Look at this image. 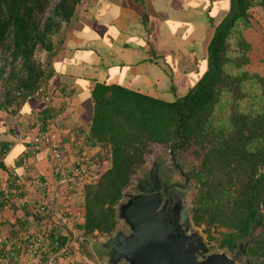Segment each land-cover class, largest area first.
Listing matches in <instances>:
<instances>
[{
	"label": "trees",
	"instance_id": "obj_1",
	"mask_svg": "<svg viewBox=\"0 0 264 264\" xmlns=\"http://www.w3.org/2000/svg\"><path fill=\"white\" fill-rule=\"evenodd\" d=\"M82 0H0V109H18L45 86L51 58ZM264 0H228L207 44V67L172 101L97 82L90 144L108 165L83 184L82 235L111 233L123 191L146 168L157 146L181 160L190 151L198 164L190 178L191 219L220 247L234 250L251 236L244 254L264 264V74L248 68L249 8ZM259 227L260 234L252 235ZM18 231V230H17ZM67 236L60 238L63 244ZM9 264H18L15 254Z\"/></svg>",
	"mask_w": 264,
	"mask_h": 264
},
{
	"label": "crops",
	"instance_id": "obj_2",
	"mask_svg": "<svg viewBox=\"0 0 264 264\" xmlns=\"http://www.w3.org/2000/svg\"><path fill=\"white\" fill-rule=\"evenodd\" d=\"M227 9L228 0H82L51 58L44 93L27 98L16 112L0 109V203L13 191L23 201L5 210L0 230L13 237L15 224H32L37 200L62 201L66 183L50 146L27 153L37 130L56 132L69 162L95 156L100 142L89 140L93 86L120 85L167 101L183 95L205 71L207 44ZM257 66L264 74V61Z\"/></svg>",
	"mask_w": 264,
	"mask_h": 264
},
{
	"label": "water",
	"instance_id": "obj_3",
	"mask_svg": "<svg viewBox=\"0 0 264 264\" xmlns=\"http://www.w3.org/2000/svg\"><path fill=\"white\" fill-rule=\"evenodd\" d=\"M194 169L190 168V172ZM146 170L151 180L157 178L155 159ZM146 181L145 177L137 178L134 186L138 192H123V198L117 204V218L128 230L118 226L96 240L103 251V264H236L251 237L239 239L232 254L226 247L209 250L199 226L189 232V206L182 204L179 209L170 203L166 207L158 192H153V185L143 184ZM187 182L188 179L184 185ZM245 261L249 264L253 260L246 257Z\"/></svg>",
	"mask_w": 264,
	"mask_h": 264
},
{
	"label": "built area",
	"instance_id": "obj_4",
	"mask_svg": "<svg viewBox=\"0 0 264 264\" xmlns=\"http://www.w3.org/2000/svg\"><path fill=\"white\" fill-rule=\"evenodd\" d=\"M44 90L45 86L42 85L27 98L40 95ZM30 142L27 153L35 152L42 144L50 146L53 165L66 183L62 191L63 202L61 201L59 208L58 203L55 205L50 200H37L30 209L34 215L30 227H19V232L13 237L0 234V256L8 260L11 254H15L19 261L23 259V262L20 261L23 264H63L69 257L68 239L60 244V238H69L72 229L81 226L84 220L83 184L94 180L104 170L102 163L108 160L90 155L87 159L69 162L59 147L56 132L47 129L37 130ZM37 186L42 190L45 188V182L38 180ZM12 203L23 204L17 191H13L7 200L0 203V225L6 222L4 212L12 208ZM57 210L61 213L59 217L56 216ZM38 222H41L40 226H37ZM61 227L68 229L69 233L60 230ZM69 260L72 261L71 258Z\"/></svg>",
	"mask_w": 264,
	"mask_h": 264
},
{
	"label": "rangeland",
	"instance_id": "obj_5",
	"mask_svg": "<svg viewBox=\"0 0 264 264\" xmlns=\"http://www.w3.org/2000/svg\"><path fill=\"white\" fill-rule=\"evenodd\" d=\"M55 2L56 0H52L51 5L47 9V12H49V10L51 9V7L54 5ZM249 11L251 14V17H250L251 25L248 28L244 29L243 33L245 37L251 42V44H253L251 51H250L251 61L247 66L248 68L253 70L258 67L257 65H259L261 62L264 61V10L262 9V7L254 5L249 8ZM158 155L162 156L165 159L166 163L170 165L171 159L168 155V149L157 146L154 148V151L150 154V159L146 166L150 164V161L152 159L151 157H155ZM180 157H181V160L184 161L186 167H189L190 165L192 166V165L198 164V158H196L190 151L184 152ZM51 161L53 163L52 158H51ZM173 176L174 178L182 179V176H180V174L177 172L176 169L173 170ZM189 184H190L189 189L187 190L188 194H187V197L185 198V201H187V203L190 205V199H191L192 192H193V179L189 180ZM127 188L129 187L127 186ZM59 201L61 200H58L57 203H60ZM55 205H58V204L55 203ZM60 214H61L60 211L57 210L56 216L59 217ZM54 220L55 219H53V222H55ZM38 223L39 224L37 226H40L41 222H38ZM119 226L123 227L124 225H122L119 221ZM14 227L17 228L18 230V224H15ZM199 227L201 229L200 232L205 242L207 243V246L209 247V250L222 249V247L218 245L217 239L209 238V235H207V233L203 230V226L199 225ZM60 230H62L63 232L68 231V229H66L65 227L64 228L61 227ZM7 232L8 231L6 230H3V231L0 230V234L3 236H7ZM81 232H82L81 226L72 229L71 236L68 238V247H67L68 248L67 256L69 257L68 259H65L63 261V264H67L68 262H70L71 264H103L104 258L101 257L100 254H98L102 250L100 249V245L96 243V240L103 238L108 233L99 234L95 231L93 234H90L85 237L82 235ZM259 232H260V228L257 227L253 231L252 235H255V234L257 235ZM248 237H251V236H248ZM227 251L229 252V254H232L235 251V249L234 250L227 249ZM240 257H241L240 258L241 261H243L246 257L253 258L252 256L247 255V254H242L240 255ZM69 258H71L72 261H70ZM9 261H10L9 259L7 260L0 256V264H9ZM20 261L23 262V259H21ZM20 261L18 260V264H23ZM252 264H253V261H252Z\"/></svg>",
	"mask_w": 264,
	"mask_h": 264
},
{
	"label": "flooded vegetation",
	"instance_id": "obj_6",
	"mask_svg": "<svg viewBox=\"0 0 264 264\" xmlns=\"http://www.w3.org/2000/svg\"><path fill=\"white\" fill-rule=\"evenodd\" d=\"M168 155L171 159L170 165L166 163L165 159L162 156H155L151 157L152 162L153 159L156 160L157 162V178L154 180H151V176L149 171L146 170V168L138 175L134 177L133 182L128 185L129 188H126L123 192H138V189L134 186V181L137 178L140 177H145L147 178L146 182H143V184L151 183L154 187L153 192H158V194L162 197V204L166 203V207L171 203L173 204L172 207L175 208V206L179 207L181 209L180 205H188L190 208V205L185 201V198L187 197L188 194V189H189V180L190 175L192 172H190V168L193 167V165L186 167L184 161L179 160L173 155V152L171 150H168ZM176 169L177 172L182 176V179L180 178H174L173 176V170ZM158 179V181H157ZM188 179V182L184 185L185 180ZM156 181V182H155ZM164 188H166V191H164ZM191 210V208H190ZM180 218V213L177 215ZM189 216L191 217V212L189 213ZM196 226L190 219V227H189V232H191ZM123 228L125 230H128L127 226L124 225ZM207 244V243H206ZM235 250L237 249V246L234 248ZM98 254L100 256H103V251H100ZM244 254V250H243ZM240 256L237 257L235 263L236 264H246L245 259L243 261L240 260ZM249 264H252V261L249 262Z\"/></svg>",
	"mask_w": 264,
	"mask_h": 264
}]
</instances>
